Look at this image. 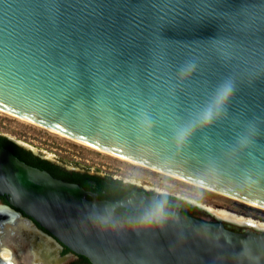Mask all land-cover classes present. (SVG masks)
<instances>
[{"label":"water","instance_id":"95a60500","mask_svg":"<svg viewBox=\"0 0 264 264\" xmlns=\"http://www.w3.org/2000/svg\"><path fill=\"white\" fill-rule=\"evenodd\" d=\"M226 82L225 110L177 151L178 132ZM0 109L264 207V0H0ZM143 113L148 136L137 127ZM0 196L9 203L0 250L12 236L17 247L65 246L92 264H264L263 227L168 209L178 220L163 230L133 231L136 216L116 211L134 209L131 195L88 199L4 147ZM106 209L123 229L93 226Z\"/></svg>","mask_w":264,"mask_h":264},{"label":"flooded vegetation","instance_id":"af4514ba","mask_svg":"<svg viewBox=\"0 0 264 264\" xmlns=\"http://www.w3.org/2000/svg\"><path fill=\"white\" fill-rule=\"evenodd\" d=\"M0 136H4L19 146L30 150L40 159L47 160L58 166L62 171L61 176H64L62 180L79 184L87 192L88 199L97 196L100 200L114 202L125 196L131 195V206L134 209L126 207L116 208V211L125 217L137 216L143 210L141 209L142 207L146 208L154 199H159L160 190H164L153 185L131 181L124 177L100 170L97 167H91L90 165H84L78 162L65 161L56 155L52 156L41 150H33L30 146L24 147L27 145L2 132H0ZM164 191L167 194L166 199L169 210H180L187 215L207 222H217L219 219L223 221L225 227L237 225L246 226L248 224L255 225L253 222H238L218 217L209 207L202 203H198L195 200L176 195L166 190ZM0 205H9L4 196H0ZM15 210L19 212V218L17 217L19 221L26 219L27 216L22 211L19 209ZM245 229L247 228L239 229L238 231L241 232ZM2 242L8 248H6V250H0V264H92L85 256L76 254L65 246L60 250H51L48 253L42 250L36 251L26 245L17 247L14 244L12 236L6 237Z\"/></svg>","mask_w":264,"mask_h":264},{"label":"rangeland","instance_id":"374dc122","mask_svg":"<svg viewBox=\"0 0 264 264\" xmlns=\"http://www.w3.org/2000/svg\"><path fill=\"white\" fill-rule=\"evenodd\" d=\"M0 132L10 135L17 141L32 147L34 150H41L52 156L56 155L65 161L90 165L91 167H97L100 170L137 183L156 186L176 195L202 203L209 207L213 213L222 212L221 214H223V211H225L236 216L238 219L264 225L263 209L180 181L148 168L131 164L19 120L2 111H0Z\"/></svg>","mask_w":264,"mask_h":264},{"label":"clouds","instance_id":"9594fccd","mask_svg":"<svg viewBox=\"0 0 264 264\" xmlns=\"http://www.w3.org/2000/svg\"><path fill=\"white\" fill-rule=\"evenodd\" d=\"M195 70V64H188L180 70L181 78L190 74ZM234 92V85L231 82L224 83L216 92L210 105L199 115L197 121L189 126L184 127L178 132L175 137V147L179 151L188 137L194 132L197 124L200 126H206L218 118L220 114L225 110L228 101L231 99ZM137 127L140 133L145 136L151 135L152 124L146 113L141 114L138 117ZM241 145L247 144V139L242 138L240 140ZM160 198L154 199L148 207L143 209L134 220H130L127 223V227L133 231L139 230H163L169 222H175L178 217L175 213H171L168 210L166 192L160 190ZM91 223L99 230H113L119 231L125 227L124 223H121L113 218L112 210L106 209L103 214L93 215L90 217Z\"/></svg>","mask_w":264,"mask_h":264},{"label":"bare ground","instance_id":"6f19581e","mask_svg":"<svg viewBox=\"0 0 264 264\" xmlns=\"http://www.w3.org/2000/svg\"><path fill=\"white\" fill-rule=\"evenodd\" d=\"M0 111L4 112V113H6V114H8V115H10V116H12V117L18 118L19 120H22V121H24V122H27V123L33 124V125H35V126H38V127H40V128H43V129H45V130H48V131H50L51 133H54V134H57V135H59V136L65 137V138H67V139H69V140H71V141H74V142H77V143H79V144H82V145L88 146V147H90V148H92V149H94V150L101 151V152H103V153H106V154H108V155H110V156H113V157H116V158H118V159H122V160H124V161H127V162H129V163H131V164H135V165H139V166H142V167L148 168V169L153 170V171H155V172L162 173V174H164V175H167V176L173 177V178L178 179V180H180V181H183V182H186V183H189V184L195 185V186H197V187L204 188V189L209 190V191L216 192V193H218V194L224 195V196H226V197H229V198L235 199V200H237V201L244 202V203H246V204H248V205H251V206H254V207H257V208H260V209H263V210H264V207H261L260 205H256V204H254V203H250V202H248V201H245V200H242V199H239V198L233 197V196H231V195H227V194L222 193V192H220V191H216V190H214V189H211V188H208V187L202 186V185H200V184H198V183H195V182H192V181H189V180H186V179L180 178V177H178V176H175V175H172V174H169V173H166V172H163V171L157 170V169H155V168H152V167H149V166H146V165H143V164L137 163V162H135V161H132V160L126 159V158H124V157H121V156L115 155V154H113V153H110V152L104 151V150H102V149H99V148H97V147H94V146H92V145H89V144H87V143H84V142H82V141L76 140V139L71 138V137H69V136H66V135H64V134H61V133H59V132H56V131H54V130H51V129H49V128H46V127H44V126H41V125L36 124V123H34V122H31V121H29V120H27V119H25V118H22V117H20V116H18V115H15V114L10 113V112H7V111H4V110H2V109H0ZM221 213H222V212H221ZM221 213H216V212H215L214 214H216L218 217H222V218L229 219V220H230V219H231V220H235V221L237 220L238 222H243V221H244V219H238L236 216L231 215V214H229V213H226L225 211H223V214H221ZM18 218H19V217H18ZM249 222H252V221H249ZM253 224H255V225L258 226V227H263V228H264V225L256 224L255 222H253ZM8 253H9V252H8ZM48 253H49V252H48ZM5 254H6V253H5ZM38 257H39V256H38ZM0 260H1V258H0ZM0 263H1V262H0Z\"/></svg>","mask_w":264,"mask_h":264},{"label":"trees","instance_id":"16d2710c","mask_svg":"<svg viewBox=\"0 0 264 264\" xmlns=\"http://www.w3.org/2000/svg\"><path fill=\"white\" fill-rule=\"evenodd\" d=\"M0 146L10 150L18 159L21 161L42 170L48 171L52 176L56 178L64 179V176H61V169L55 164L50 163L47 160L40 159L35 156L30 150H27L18 144L12 142L4 136H0ZM76 174V173H75ZM69 179V178H67Z\"/></svg>","mask_w":264,"mask_h":264}]
</instances>
